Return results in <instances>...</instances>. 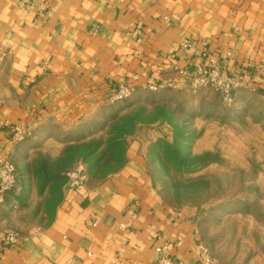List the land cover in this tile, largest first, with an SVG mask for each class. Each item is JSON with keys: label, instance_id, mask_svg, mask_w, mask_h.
I'll list each match as a JSON object with an SVG mask.
<instances>
[{"label": "crops", "instance_id": "obj_1", "mask_svg": "<svg viewBox=\"0 0 264 264\" xmlns=\"http://www.w3.org/2000/svg\"><path fill=\"white\" fill-rule=\"evenodd\" d=\"M202 52L234 73L237 93L262 90L264 0H0V157L18 174L30 144L54 142L57 156L120 83L163 88L205 62ZM13 125L29 135L15 142ZM146 162L131 139L101 179L67 189L63 178L42 223L19 208V184L0 193V228L20 235L0 264H155L165 241L173 264L194 262L200 234L157 194Z\"/></svg>", "mask_w": 264, "mask_h": 264}, {"label": "rangeland", "instance_id": "obj_2", "mask_svg": "<svg viewBox=\"0 0 264 264\" xmlns=\"http://www.w3.org/2000/svg\"><path fill=\"white\" fill-rule=\"evenodd\" d=\"M181 71L163 88L112 94L61 138L55 157L48 156L54 142L27 146L30 159L17 169L18 206L27 218L42 223L52 214L63 171L75 160L97 181L140 139L157 194L193 221L216 264H264V88L234 87L225 100L210 87L181 82Z\"/></svg>", "mask_w": 264, "mask_h": 264}, {"label": "built area", "instance_id": "obj_3", "mask_svg": "<svg viewBox=\"0 0 264 264\" xmlns=\"http://www.w3.org/2000/svg\"><path fill=\"white\" fill-rule=\"evenodd\" d=\"M23 4V3H22ZM205 62L197 66L194 71H181L178 80L188 82L193 89L204 85L210 87L220 93L225 100H230L234 91L235 77L234 73L229 70L227 65L219 63L205 52H202ZM177 80V81H178ZM176 82V81H170ZM149 89H155V85L149 84ZM132 88L125 83H120L113 93V99H121L127 97L131 93ZM30 132L28 125H13L11 127V138L15 142L23 141ZM86 171L81 161L73 163L63 172L64 187L67 189L78 188L86 181ZM17 186L16 167L9 157H0V193L12 191ZM20 240V235L16 231L0 228V250L5 247H13ZM197 255L194 262L189 264H216L210 249L201 241L196 245ZM169 243L162 242L154 248L156 253L155 264H173L169 257ZM88 256L92 253L88 252ZM177 264H182L178 262Z\"/></svg>", "mask_w": 264, "mask_h": 264}, {"label": "trees", "instance_id": "obj_4", "mask_svg": "<svg viewBox=\"0 0 264 264\" xmlns=\"http://www.w3.org/2000/svg\"><path fill=\"white\" fill-rule=\"evenodd\" d=\"M78 161H81V162L84 164L86 174L88 175L87 166H86V163H85L83 160L78 159V160H75L73 163L78 162ZM73 163H72V164H73ZM72 164H71V165H72ZM71 165H70V166H71ZM70 166H68L67 168H69ZM67 168H65V170H66ZM65 170H64V171H65ZM86 179H87V177H86ZM16 180H17V186H18V184H19V182H20V179L18 178V174H17V172H16ZM17 186H16V188H17Z\"/></svg>", "mask_w": 264, "mask_h": 264}]
</instances>
